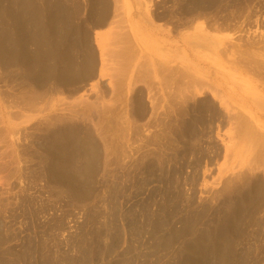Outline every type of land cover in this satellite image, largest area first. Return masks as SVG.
<instances>
[{"label": "rangeland", "instance_id": "1", "mask_svg": "<svg viewBox=\"0 0 264 264\" xmlns=\"http://www.w3.org/2000/svg\"><path fill=\"white\" fill-rule=\"evenodd\" d=\"M65 1L66 7L69 5L67 8L70 9L72 6L70 10L76 12L72 20V26L75 28V31L77 29L78 32H80L78 33L76 31L74 35L76 33L78 38V35L84 32L83 34L85 37L81 46H86L85 50L87 52L89 50L94 56L97 54V60H99L102 52L109 53L106 58L112 59L110 62L107 61L108 64L112 65H110V67H114L115 64H118L117 66L120 67L122 58H120V56L118 58L116 54L111 55V53H114L115 50L120 48V43L119 46L116 47L118 44L113 45L115 43L114 40L112 44L110 41L112 37L108 39L107 36L113 34V37H115V35H117V37H123V35L120 34L123 33L124 30L127 32L128 25L134 37L139 36L140 38L138 37V40L146 45L145 51L135 46L138 50L137 55H130L133 58L138 57L139 60L136 58L133 63L131 62L132 66L130 67H135V64H137L138 67L136 68L139 69L140 65L147 63L148 65L145 64V66H148L150 72L147 74L148 72L145 71L147 66L146 69L143 68L144 70L139 69L141 72H138V74L134 71L133 76L136 77V79L132 77V82L135 83H132L133 86L135 85L134 87L131 86L133 90L131 88L127 91L123 90V97L119 94L117 95L118 92H114L115 97L117 95L120 100L117 97L115 98L113 94L111 95V79L109 76H106L104 79H95L91 80L89 83L87 82V84H81L82 86H86L84 90H64L63 92L54 93L53 96L49 98L48 105L44 110L39 109L27 112L23 115H18L10 120L8 119L6 123L2 122L0 115V257L3 258L6 264H13L14 260L16 261L15 258H17H14L15 255L17 256L19 252H22L28 245H30L29 247H34V245H36L33 239L31 240L32 237L35 239L43 237L44 240L42 239V241L45 243L41 242L46 246L48 245V255L55 261V264H96L100 262L98 260L96 261V253L94 252L98 249L94 244H96V242L99 243L100 240L104 242H101L102 245H100V247L102 246V248H104L103 246H109L107 249L112 254V257L110 255L109 257L107 252L105 255L110 259L107 258L106 261H104L105 259L101 260V264L107 263V260L109 262L111 259L110 263L112 264H115V262L116 264H123L124 261L127 262V258H130L127 262L128 264L164 263V261L167 260H165V258L169 255L168 252L164 250H153V248L150 247L151 245L149 246V243L151 244L149 241H151L152 236H149L148 231L151 229V225L157 221L154 219L155 222L153 220L152 224V217L160 218L161 216L159 217V215H161V213L159 212L165 210L162 214H166L167 212L165 217L175 222V225L173 222H171V224L169 222V225H166V223L163 225L166 232L172 230L171 228L173 227L180 231L179 227L182 226L184 219L188 218L192 220V218H189L185 213L189 209L192 210V208H195V210H200L204 207L208 209L213 207L212 210L220 211L222 210L224 197L227 196L230 193L229 190H231L232 193L226 198H230L231 196V198L228 199L231 201L234 199V202L238 203H236L237 207L241 209L245 208L243 211L248 213L246 210L250 208L249 206L252 205L253 200L247 197H251L253 191L258 192L259 189H261V191L262 189L264 190V186H262L264 185V174L261 173V176L260 172H258L259 174L257 173L259 175L257 181L259 179L260 181H255L256 183L253 182L252 186H248L252 189L248 187L242 188L243 184L241 186V182H237L240 185H235L233 179H237L235 176H238V171L240 169L245 170L246 168L244 169L241 165L243 159L242 154L237 156L232 155L228 159L225 154L226 150L224 146L229 142V136L235 133V130H233L235 123H233L232 120L234 118V113H240L239 116L241 118L244 116V119H249L253 124L255 120L261 119L264 125V110L257 107L258 102L264 105V80L260 79V76L252 70L249 64L241 61L242 58L245 61L247 60V54L256 55L264 59V0H203L202 2L200 0V5H203L195 11L191 8H194L193 6L195 4L193 5V3L196 0H128L129 6H126L124 0H120L119 2L110 0L112 4L109 0H104L105 2L103 0ZM89 1L91 2L89 3ZM101 1L106 4H102ZM95 2L98 4H95ZM113 2H118L115 4H117L118 7L120 6V8L114 7ZM204 2L206 5L211 2L208 8ZM215 2L218 4L216 3L214 6ZM211 4L212 6H210ZM76 7L79 9L78 11ZM102 7L104 9H102ZM182 7H184L185 10L182 9ZM188 7L189 10L191 9L192 11L190 10V12H188ZM114 8H117L119 11L121 10L120 14L123 20L126 19L125 22L120 19L122 21L118 22V24L122 23L120 24L122 26H120V28L115 26L117 22L111 24V22L116 20V18H114L115 16H111L114 15L115 12H119L116 11L117 9L114 11ZM177 10L178 12L181 11L178 13ZM110 11L113 12L111 15ZM169 12H176L177 14H169ZM171 14H173V16ZM86 16H89V20L86 19ZM155 16H158L157 18L160 20L156 19ZM98 17L104 19L102 21V26H99L101 23L96 25ZM119 17L118 15V20L116 21H119ZM185 19H187L188 22L185 21ZM194 19L195 22L197 20L203 24L195 25L194 29L189 31H194L195 27L197 28L200 26L199 28L202 27L204 31L206 30L209 34L205 33L204 36L197 38V34L193 36L194 32H192V36L187 38L186 41L180 40L181 34L175 30L180 29L183 31V27L188 28L189 26L187 24H193L194 22L192 21H194ZM76 22L79 25L76 24ZM109 22L110 25L108 24ZM76 25L79 28L76 27ZM113 25L116 27L114 30ZM181 26H183V29L180 28ZM81 27L82 29H80ZM116 30L121 31V33L118 31L116 32ZM0 31L4 33L3 28H1ZM207 35H216V37L220 39V42L216 41L218 44L214 45L211 42L208 43V41H206L207 39H205ZM89 40L91 46L89 45ZM172 40L177 41L178 45L171 44ZM109 49L113 50L108 52ZM113 55L118 59H116L118 63H116ZM126 61L127 60H124V63ZM111 62H113L114 65ZM26 66L28 67H25L24 70L20 72L24 71L22 75L28 76L32 70V65L27 64ZM169 68L173 69V71L169 70ZM142 71L144 75L147 74L149 76L145 75L141 79L140 77L137 78V76L142 77ZM144 71L146 73H144ZM181 73H183V75ZM19 78L22 77L19 76ZM124 78L125 76H123V79ZM97 80L98 82H96ZM100 80L101 82H99ZM20 81L22 80L18 79L12 83L8 81V79L2 75V71H0V90L4 91L5 94L8 92H17L19 90L18 86ZM176 81L177 83L183 82V84H188L190 82L191 86L188 85L189 88H187L183 85L184 90L179 92L175 83ZM96 83L98 85L101 83V86L99 85L96 88H92V85H96ZM135 94L136 96H134ZM120 96L122 98H120ZM221 96H228L234 104L233 107L235 108L231 106L232 109L229 111L231 112L230 115H233L230 123L224 118V111L229 108V105L227 106L225 102L222 101L225 109H223L222 106L221 108L219 107V101H221L219 97ZM110 97L113 98L115 100L113 102L116 103H113V99ZM116 99L119 101L117 102ZM205 99L210 101L208 104L206 103V105L204 102V104L202 103V100ZM4 100L9 101L6 98H4ZM85 102H89L92 105L95 103L96 107L91 106L93 108H91L92 112L90 108H87L90 104ZM109 104L113 105V107L110 106L113 111L112 114H118L119 120L116 119L117 115H115L114 118H116L113 121L115 125L113 124V126H111L112 132L109 133L107 131L109 135H104L103 133L106 131L100 130L102 127L97 123L102 121L101 123L103 124L104 121L102 117L109 118L108 114H111L109 112L111 109L108 108L109 111L107 115L105 114L106 111L102 109L105 105L109 107ZM116 106L119 109L116 108ZM114 109H116V111ZM214 112H216V115ZM119 113L121 115H119ZM90 115L91 119L94 118V122L93 120L91 121ZM93 115L94 117H92ZM100 115L101 119L99 118L100 120H98L97 117H100ZM87 117L89 120H86ZM58 118L62 119L61 123L58 121ZM110 118H113V115ZM27 120L31 121L27 123ZM125 120L127 123H124ZM250 121H248L249 123L247 122L249 127L245 125L244 128L248 127L249 129L251 127ZM90 122L95 123V125H92ZM69 124L76 125L71 128L69 127L67 131L69 133L74 132L76 136H73V133L71 134L72 137H79L82 140L85 139L84 137H86L90 129L93 130V143L91 142V144L89 142L87 145L85 149L87 155H82V158L85 156L84 159L88 162H86L87 165L83 164V166H81L84 168L86 165L85 170H83L85 174L82 172L81 175L83 176L80 178L81 181L82 177H84L82 179L83 182L79 180L74 181L75 179L67 176L62 178L59 174L52 173L53 166L56 165V160L58 159V155L55 156L56 149L53 144L55 132L57 129H64V127L68 128V126H70ZM113 129H116L115 132L119 129V132L115 133ZM262 130L261 132L264 134V130ZM12 131H15L16 135L13 136ZM124 136L125 139L123 138ZM94 140L96 142H94ZM116 144L117 146L115 147ZM70 153L71 152L64 155L63 159H70L73 156ZM125 154L127 156H125ZM84 159H81V163H85ZM246 159V161H248L251 158L247 156ZM249 163L250 161L248 164ZM77 165H79V160L76 167ZM87 166H89V168ZM242 170H240V172ZM74 175H76V173ZM230 176L234 178L232 177V179ZM229 177L232 180L228 181L232 182L234 187H232L233 185L231 184L228 190L229 193L227 194V190V192L224 193L222 190L227 182L225 179H229ZM65 178L69 179L66 181ZM259 182H261L260 185L258 184ZM237 188H242V193L239 196L234 193L235 190V192H237ZM115 190H118V192L116 193ZM219 190L220 194L218 193ZM249 190L252 192L250 193ZM243 193L244 196H242ZM235 196L238 197L237 200ZM245 197L247 198L246 203L245 200H243ZM116 201H118V205ZM241 202L242 205H240ZM114 203H116V205ZM248 203L250 205H248ZM158 204L160 205L158 206ZM164 204H167L166 207ZM202 204H205L204 207H202ZM262 204L260 203L259 206L255 207L256 209L254 208L253 211L255 214L254 212L249 214L244 213L245 215L238 219V221H241L239 222L241 225L239 224L240 227H238L241 233H239L240 236L237 241L233 243L234 248L236 247V250L233 248L234 261H236L234 264H261L264 261V206L262 207ZM112 205H114L113 209H107ZM159 208L161 209L159 210ZM258 209L261 210L260 212L263 213L262 215L260 214L258 216ZM104 211L105 213H103ZM108 213L117 214V218L116 220L114 219V221L116 226L118 225L121 227L120 229L119 227H113L114 224L109 228L107 223H105L106 221L103 223V220H106L103 219V217L106 216L104 214ZM128 214L130 215V219ZM213 214L214 213H211L212 216L215 215ZM168 215L171 216L169 217ZM253 216H255L253 219L254 221L256 220L255 222L252 220ZM166 218L164 219L165 221L167 220ZM99 221L101 223H99ZM258 221L259 223H257ZM192 222L195 223V220H192L189 225L192 224ZM123 225L126 229L130 226L127 229L128 231ZM165 226H167V228ZM201 226L202 225H200V227ZM99 227L102 228L99 229ZM103 228H107L105 230L110 229V232L113 231V238L111 236L110 239V236L105 235V230L103 232ZM116 228L118 231L120 230V232H118ZM182 229L183 231H181V234L184 233V229L186 228ZM132 233L133 235H131ZM242 233L243 235H241ZM185 236L188 237V233ZM114 238H116V241ZM98 239L100 240L97 241ZM148 239L150 240L148 241ZM183 239L185 240L182 236L181 240L183 241ZM181 240L180 243L177 242L175 245L179 250L182 248ZM238 240L240 241L239 243ZM111 241L112 243L114 241V243L112 244ZM105 242L107 243L105 244ZM131 242L132 245H130ZM218 244L223 246L224 243ZM116 245H118L119 249L116 248ZM219 245L216 244L215 247ZM114 248L119 251L114 250ZM257 249L259 251H257ZM113 252L115 254H113ZM152 252L156 254H153L156 258L152 256ZM236 254L237 256L239 255L238 258H241L238 259L235 257ZM192 255L193 253L191 256ZM123 258L125 260H123ZM241 259H245L246 262ZM189 260L191 261L190 254ZM180 261L182 264L185 262L183 258L180 259ZM125 262L124 264H127ZM191 263L192 262H190V264ZM262 264H264V262Z\"/></svg>", "mask_w": 264, "mask_h": 264}, {"label": "bare ground", "instance_id": "2", "mask_svg": "<svg viewBox=\"0 0 264 264\" xmlns=\"http://www.w3.org/2000/svg\"><path fill=\"white\" fill-rule=\"evenodd\" d=\"M77 1V0H76ZM92 1V0H91ZM89 1V3L91 2ZM104 1V0H103ZM110 1V0H109ZM114 1H120V0H114ZM195 1V0H194ZM200 0H196L194 3H193V7L194 8H191L192 10H197L198 8H200V6L202 7L201 2L203 0H201V2H199ZM205 1V0H204ZM212 1V0H211ZM65 0H0V30L1 28L4 29V33H2L0 31V71H2V75L8 79V81L10 82H14L18 79H21L22 81H20L19 83V90L17 92H8L5 94L4 91L0 92V115H1V119H2V122L3 123H6L7 120L13 118V117H17L18 115H23L27 112H32L34 110H44L46 109L47 105H48V101H49V98L53 96L54 93H59V92H63L64 90H69V91H79V90H84L85 89V85L82 86L81 84H87V82L89 83L91 80H95V79H104L106 76H109L110 77V89H111V95L113 94V96L115 97L114 95V92L117 93V95H122V92L123 90H130V88L132 89L131 86H133L132 82V77L134 79H136V77L133 76V72H141L139 71V69H146V66L148 65L147 64L145 66L140 65V68H136L138 67L137 64H135V67H130L132 66V63L134 62V60L138 57H132L131 55L135 56L137 55L138 53V50L135 48V46L141 48V50L145 51V46L144 43H142L141 41L138 40V37L135 36L130 32V29L127 25V32L124 30V34L121 33V31H118L116 30V32H120L121 34L120 35H123L122 36H118L115 35V37H113V34L111 36H107V38L109 39L110 37H112L110 39V41L112 42L114 40V42H118V43H114L112 42L113 45H117L116 47L119 46V43H120V48L115 50L114 53H111L112 54H116V56L119 58H122L121 59V63L122 64L120 65V67H118L116 64V66L114 65V60L113 62H111L114 67H110L111 64H108L107 61L110 62V60L112 61V59H109V58H106L107 54L109 53H101V56L99 58V60H97L96 58V55L94 56V54L92 52H88L85 50V47L84 46H81V43H83L84 41V32L79 34L78 35V38H77V35L75 33L74 35V32H78V30L76 29L75 31V28L72 26V20L76 14V12L70 10L72 8L69 9L66 7L65 5ZM70 2V1H69ZM85 2V1H84ZM105 2V1H104ZM111 2V1H110ZM118 2H113V5L114 7H118L117 4L115 3H118ZM207 2V1H206ZM214 2V1H213ZM212 2V3H213ZM219 2V1H217ZM214 4V6L216 5V3ZM76 3V2H74ZM78 3V2H77ZM87 3V2H86ZM97 2H95L96 4ZM102 4H106V3H103L101 1ZM124 3L126 4V6L128 5L129 6V3H128V0H124ZM205 3V2H204ZM209 3V2H208ZM211 3V2H210ZM209 3V4H210ZM94 4V3H93ZM98 4V3H97ZM112 4V2H111ZM124 4V5H125ZM191 4V3H190ZM208 4V5H209ZM218 4V3H217ZM88 5V3H87ZM100 5V3H99ZM117 5V6H116ZM163 5V4H162ZM180 5V4H179ZM206 5V3H205ZM208 5L207 8H208ZM82 6V5H81ZM89 6V5H88ZM94 6V5H93ZM104 6V5H103ZM191 6V5H190ZM212 6V4L210 5ZM78 7V6H77ZM76 7V9H77ZM108 7V5H107ZM111 7V6H110ZM122 7V6H121ZM205 7V6H204ZM80 8V7H79ZM92 8V7H91ZM99 8V6H98ZM106 8V7H105ZM112 8V7H111ZM120 8V6L118 7ZM173 8V7H172ZM205 8V9H207ZM212 8V7H211ZM94 9V8H93ZM102 9H104L102 7ZM117 9V8H116ZM114 8V11L116 10ZM159 9V8H158ZM162 9V8H161ZM177 9V8H176ZM182 9H184V7H182ZM190 9V10H191ZM74 10V9H73ZM79 9H77L78 11ZM107 10V9H106ZM112 10V9H111ZM163 10V9H162ZM171 10V9H170ZM174 10V9H173ZM185 10V9H184ZM189 10V7L188 9ZM190 10L188 12H190ZM191 10V11H192ZM72 11V12H71ZM76 11V10H75ZM116 11H119L118 9ZM165 11V10H164ZM167 11V10H166ZM181 11V10H180ZM179 11V12H180ZM193 11V13H194ZM74 12V13H73ZM87 12V11H86ZM91 12V11H90ZM95 12V11H94ZM111 12V11H110ZM178 12V10H177ZM178 12V13H179ZM89 13V12H88ZM92 13V12H91ZM101 13V11H100ZM99 13V15H100ZM105 13V12H103ZM108 13V12H107ZM113 12L110 13V15L112 14ZM121 13V10L118 12V13H114V15H112L111 17L115 16L114 18L117 19V16L119 15V21H113L114 22H111V24L116 23V27L117 28H120V24H118V22H120L121 20L125 22V20H123L122 18V15L120 14ZM123 13V12H122ZM170 13H174V12H169ZM186 13V12H185ZM80 14V13H79ZM98 14V13H97ZM167 14V13H166ZM174 14H177L176 12ZM102 15V14H101ZM105 15V14H104ZM173 16V14H171ZM185 15V14H184ZM81 16V15H80ZM124 16V15H123ZM162 16V15H161ZM159 16V17H161ZM165 16V15H164ZM168 16V15H167ZM177 16V15H176ZM78 17V16H77ZM75 17V18H77ZM87 17V16H86ZM89 17V16H88ZM88 17L86 19H88ZM101 17V16H100ZM158 17V16H157ZM155 16L156 19H159ZM170 17V16H169ZM107 18V17H106ZM164 18V17H162ZM80 19V18H79ZM108 19V18H107ZM111 19V18H110ZM121 19V20H120ZM172 19V18H171ZM190 19V18H189ZM75 20V19H74ZM89 20V19H88ZM97 20V19H96ZM104 19L103 18H99L98 17V22L96 25H98V23H101V25L99 26H102V21ZM160 20V19H159ZM165 20V19H164ZM180 20V19H179ZM191 20V19H190ZM80 21V20H79ZM107 21V20H106ZM121 21V22H122ZM185 21H187V19H185ZM93 22V21H92ZM91 22V23H92ZM105 22V21H104ZM103 22V23H104ZM168 22V21H167ZM180 22V21H179ZM188 22V21H187ZM193 24L190 23L191 25L187 24L190 28L188 29L187 27H183L181 26L180 28L184 30L180 31L179 30H175V31H178L180 35V40L182 41H186L187 38H189L190 36H192V32L193 33V36H196L197 34V38L198 37H202L205 35V33H208L206 30L204 31V29L201 27H195V30L194 31H189V30H193L194 29V26L195 25H198V24H203V23H200L199 21L196 20L195 22V19ZM75 23V22H74ZM106 23V22H105ZM128 23V21H127ZM181 23V22H180ZM76 24H78L76 22ZM110 25V22L108 23ZM172 24V23H171ZM170 24V25H171ZM79 25V24H78ZM93 25V24H92ZM105 25V24H104ZM75 26V25H74ZM82 27H84L83 25H81ZM91 26V25H90ZM114 26V25H113ZM114 26L113 30L116 29V27ZM131 26V24H130ZM178 26V25H177ZM186 26V25H185ZM191 26V27H190ZM76 27H78L76 25ZM82 27L80 29H82ZM93 27V26H92ZM122 27V26H121ZM126 27V26H124ZM170 27V26H168ZM183 27V28H182ZM79 28V27H78ZM186 28V29H185ZM85 29V28H84ZM83 29V30H84ZM124 29V28H123ZM122 29V30H123ZM175 29V28H174ZM87 30V29H86ZM121 30V29H120ZM186 30V31H185ZM218 30V29H217ZM215 30V31H217ZM112 31V30H111ZM222 31V30H221ZM80 32V31H79ZM78 32V33H79ZM114 32V31H113ZM116 34V33H115ZM209 34V33H208ZM89 35V34H88ZM226 35V34H225ZM87 36V35H86ZM188 36V37H187ZM89 37V36H88ZM120 37V38H119ZM81 38V39H80ZM90 38V37H89ZM98 38H99V35H98ZM134 38H137V39H134ZM140 38V37H139ZM222 38V37H221ZM80 39V40H79ZM205 39H207L206 41L211 42L213 45L214 44H218V42H220V39L218 37H216V35H211V36H208L207 37L205 36ZM86 40V39H85ZM98 40V39H97ZM87 41V40H86ZM109 41V40H108ZM218 41V42H216ZM88 43V42H87ZM105 43V42H104ZM111 44V43H110ZM111 44V46H112ZM171 44H175V45H178L177 41L175 40H172L171 41ZM257 44V43H256ZM88 45V44H87ZM89 45L91 46V43H90V40H89ZM88 45V46H89ZM93 45V44H92ZM107 45H108V42H107ZM258 45V44H257ZM84 47V48H83ZM113 47V46H112ZM89 48V47H88ZM92 48V47H91ZM87 49V48H86ZM107 49V48H106ZM91 50V49H90ZM111 49L108 50V52H110ZM113 50V49H112ZM111 50V51H112ZM117 51V53H116ZM142 51V52H143ZM93 52L95 53L94 49H93ZM97 52V51H96ZM141 52V53H142ZM131 54V55H130ZM140 54V53H139ZM110 55V56H111ZM130 55V56H128ZM250 55V56H249ZM114 56V55H113ZM141 56H144V55H141ZM247 60L245 61L243 58L241 59L242 62H245L246 64H249L252 68V70H254L259 76H260V79L264 80V59L261 57H258L256 55H252V54H247ZM108 57V56H107ZM112 57V56H111ZM110 57V58H111ZM79 58V60H78ZM115 58V56H114ZM117 58H115L116 60ZM118 60V59H117ZM116 60V63H118ZM124 60H127L125 63H124ZM131 60V61H130ZM139 60V58H138ZM147 61V60H146ZM145 61V62H146ZM129 62V64H128ZM132 62V63H131ZM143 62V61H142ZM149 63V62H148ZM27 64H30L32 65V70L30 72V74L28 76H25V75H22L24 73V71L20 72L21 70H24L25 67H28L26 66ZM112 66V65H111ZM125 66V67H124ZM142 66V68H141ZM143 69V70H144ZM169 70L173 71V69H170ZM146 72H148L147 74H149V70H148V66H147V69L145 70ZM144 71V73H146ZM172 73V72H170ZM141 74V73H140ZM139 74V75H140ZM145 74V75H147ZM183 75V73H181ZM143 74V71H142V77L141 76H137V78L140 77L143 78V76H145ZM151 75V74H150ZM19 76H21L22 78H19ZM123 76H125V78L123 79ZM149 76V75H147ZM137 81V80H136ZM98 82V80L96 81ZM101 82V80L99 81ZM139 83V82H138ZM137 83V84H138ZM141 83V81H140ZM176 83V86H177V90H179V92H182V90H184L183 88V85H185L187 88H189V86H191V83L189 82L188 84H183V82H179L177 83V81L175 82ZM182 83V84H181ZM101 84V83H100ZM99 84V85H100ZM135 84V83H134ZM97 83L96 85H92V88H96L99 86ZM189 85V86H188ZM101 86V85H100ZM106 86V85H105ZM103 86V87H105ZM135 86V85H134ZM133 86V87H134ZM175 86V87H176ZM100 89V88H99ZM196 89V88H195ZM102 90V88H101ZM105 90V89H104ZM133 90V89H132ZM131 90V91H132ZM198 90V89H197ZM99 91V90H98ZM107 91V89H106ZM130 91V92H131ZM138 91V90H137ZM202 91V90H201ZM81 92V91H80ZM100 92V91H99ZM109 92V91H108ZM134 92V91H133ZM132 92V93H133ZM178 92V91H177ZM97 93V91H96ZM106 93V92H105ZM125 93V91H124ZM99 94V93H98ZM181 94V93H180ZM96 95V94H95ZM116 95V97H117ZM120 96V98H122ZM136 96V94L134 95ZM89 97V96H88ZM112 97V96H111ZM110 97V98H111ZM115 97V98H116ZM133 97V96H132ZM4 98L8 99L9 101H5ZM118 98V97H117ZM138 98V97H137ZM208 98V97H207ZM91 99V98H90ZM113 99V98H111ZM119 99V98H118ZM117 100V102L120 100ZM88 100V99H87ZM85 100V101H87ZM122 100V99H121ZM219 107L223 109H225L223 107V102H225V104L229 107L228 109H225L224 111V118L227 122L230 123V121L233 120V123L234 124V128L233 130H235V133L232 134V136H229V142H227V144H225V150H226V156L227 158L229 159L230 156H237L239 154H242V167H244L245 170H242L240 172V170L238 171L239 174L238 176L235 178H237L236 180L233 179L231 176V178L235 181V185L238 184L239 182H241V186L242 188H245V187H248V186H252L253 185V182H258L260 181V179L257 181V177L259 176L258 172H260V174H264V134L261 132V130L263 129L264 130V125L262 124V120L261 119H257L254 121V124L252 121H250L249 119L245 118L246 120L250 121V128L248 129V125H247V122L245 119H244V116L241 118L239 114H236L234 113V118L232 119L231 117H233V115L231 116L229 111H231L230 109H232V107L234 106L233 102L231 101V99L228 97V96H221L219 97ZM115 101L114 99L112 100V102ZM129 101V100H128ZM126 101V102H128ZM131 101V100H130ZM143 101V100H142ZM81 102V101H80ZM90 102V101H89ZM89 102H85V103H88L90 104ZM92 102V101H91ZM206 103L208 104L210 101L208 99H205V100H202V103ZM113 103H116V102H113ZM112 103V104H113ZM203 103V104H204ZM257 103V102H255ZM105 104V103H104ZM103 104V105H104ZM107 104V103H106ZM121 104V103H120ZM199 104V103H198ZM232 104V105H231ZM108 105V104H107ZM105 105L103 106L102 109H104L105 114L107 115L108 114V108L111 109V107H113V105L109 104V107ZM119 105V104H118ZM123 105V104H122ZM200 105V104H199ZM211 105V104H210ZM257 107L261 108L264 110V105L263 103L261 102H258L257 103ZM93 106H95V103L92 105L90 104V106H88L87 108H92ZM111 106V107H110ZM209 106V105H208ZM232 106V107H231ZM96 107V106H95ZM106 107V108H104ZM212 107V106H210ZM116 108H118L116 106ZM146 108V107H144ZM204 108V107H203ZM209 108V107H207ZM235 108V107H233ZM89 109V110H90ZM93 109V108H92ZM92 109H91V112H92ZM119 109V108H118ZM121 109V108H120ZM140 109V108H139ZM200 109V108H199ZM211 109V108H210ZM15 110V111H14ZM116 111V109H114ZM112 111V109H111ZM109 111L111 114H108L109 118L108 117H102L103 121V124L101 123L102 121H100V123H97L99 126H101L102 128L100 130H104L105 133H102L104 135H109L107 133V131L110 133L112 132V127L113 124L115 125V123L113 122L114 119H118V114H112L113 111L111 112ZM228 111V112H227ZM144 112V111H142ZM94 113V112H93ZM91 113V114H93ZM116 113V112H115ZM215 115H216V112H214ZM213 113V114H214ZM99 114V113H97ZM113 115V118H110L111 116ZM117 115L115 118L114 116ZM119 115H121L119 113ZM125 115V114H124ZM97 116V115H96ZM94 117V115L92 116ZM120 117V116H119ZM122 117V116H121ZM239 117V119H238ZM98 120L101 119V115L100 117H97ZM100 118V119H99ZM142 118V117H141ZM90 119H91V115H90ZM94 118L91 119V121L93 120ZM96 119V118H95ZM113 119V120H111ZM123 119V118H122ZM232 119V120H231ZM68 120V119H67ZM86 120H89V118L87 117ZM96 120V121H98ZM119 120V119H118ZM116 120V121H118ZM31 120H27L26 122L29 123ZM58 121L61 123L62 122V119L58 118ZM95 121V123H96ZM120 121H121V118H120ZM131 121V120H130ZM94 122V120H93ZM93 122H90L92 123V125H95V123ZM121 123V122H120ZM123 123V122H122ZM124 123H127L126 120ZM232 123V124H233ZM249 123V122H248ZM72 124V123H71ZM97 124H96V127H97ZM101 124V125H100ZM70 125V124H69ZM76 124H73V125H70L68 126V128L64 127V129H57V131L55 132V135H54V148L56 149V154L55 156L58 155V159L56 160V165L53 166V169H52V173L53 174H59L62 178H64V176H67V177H71L73 179H75L74 181H80V178L83 172V174H85V168H86V162L85 161L86 159L85 156L87 155L86 153V147L87 145L89 144V142L91 143L93 141V137H92V131L90 129V131L87 132L86 134V137H84L85 139L82 140L80 139L79 137H77L78 140L76 137H72L71 134L73 133H69L67 131V129H69V127H73L75 126ZM103 125V126H102ZM120 125V124H118ZM122 125V124H121ZM247 125L246 127L247 128H244V126ZM95 127V126H94ZM116 128V127H115ZM239 128V129H238ZM256 128V130H255ZM258 128V130H257ZM261 128V129H260ZM93 129V128H92ZM117 129V128H116ZM115 129V130H116ZM122 129V128H121ZM126 129V128H125ZM260 129V130H259ZM114 130V129H113ZM114 130V132H115ZM262 130V131H263ZM99 132V130H98ZM113 132V134H114ZM119 132V129L118 131ZM115 132V133H117ZM122 132V131H121ZM264 132V131H263ZM101 133V131H100ZM99 133V134H100ZM12 134L13 136L16 135V132L15 131H12ZM101 134V135H103ZM123 134V132H122ZM115 135V134H114ZM120 135V134H119ZM124 135V134H123ZM73 136H76L75 133ZM108 137V136H106ZM111 137V136H110ZM115 137V136H114ZM118 138V137H117ZM125 139V136L123 137ZM95 139V138H94ZM112 139V138H110ZM123 139V140H124ZM226 139V138H225ZM122 140V141H123ZM121 141V142H122ZM94 142H96L94 140ZM111 142V141H110ZM114 142V141H113ZM126 142V141H125ZM93 143V142H92ZM91 143V144H92ZM118 143V142H117ZM124 143V141H123ZM97 144V143H96ZM121 144V143H120ZM119 144V145H120ZM125 144V143H124ZM146 145V144H145ZM93 146V145H92ZM95 146V145H94ZM104 146V145H102ZM117 146V144L115 145V147ZM121 146V145H120ZM89 147V146H88ZM127 147V146H126ZM96 148V147H95ZM101 148V147H100ZM103 148V147H102ZM122 148V147H121ZM135 148V147H134ZM144 148V146H143ZM146 148V147H145ZM54 149V150H55ZM88 149V148H87ZM127 149V148H126ZM97 150V149H95ZM99 150V149H98ZM101 150V149H100ZM125 150V149H124ZM131 150V149H130ZM146 150V149H145ZM71 152L70 154H72L73 156L69 159H63L64 155H67V153ZM98 152V151H97ZM122 152V151H121ZM124 152V151H123ZM127 152V151H126ZM160 152V151H159ZM158 152V153H159ZM146 153V152H145ZM147 154V153H146ZM82 155H85L84 158H82L83 156ZM98 155V154H97ZM123 155V154H122ZM132 155H135V154H132ZM125 156H127L125 154ZM136 156V155H135ZM145 156V155H144ZM249 156L251 159L246 161V157ZM245 157V158H244ZM88 158V157H86ZM132 158V156H131ZM134 158V156H133ZM234 158V157H233ZM84 159L85 163H81L82 160ZM78 160H79V165H77L76 167V164L78 163ZM83 161V162H84ZM143 161V160H142ZM250 161V163L248 164V162ZM88 163V162H87ZM83 164H86L83 167ZM89 168V166H87ZM76 173V175H74ZM236 173V172H235ZM234 173V174H235ZM258 173V174H257ZM78 174V175H77ZM233 174V175H234ZM261 174V176H262ZM63 175V176H62ZM237 175V174H236ZM55 176V175H54ZM57 177V176H56ZM229 177V179H225L227 180L226 184L223 186V193L224 192H227L229 190V187L230 185L232 184V182H229L230 180H232L231 178ZM59 178V177H58ZM60 178V179H62ZM68 178V179H69ZM84 177H82L83 179ZM264 178V177H263ZM68 179L65 178V180L67 181ZM81 179V181L83 182V180ZM71 181H73L72 179H70ZM224 180V181H225ZM229 180V181H228ZM246 180V181H244ZM73 181V182H74ZM80 181V182H81ZM243 181V183H242ZM238 182V183H237ZM255 182V183H256ZM77 183V182H76ZM74 183V184H76ZM261 182H259L258 184L260 185ZM264 183V182H263ZM81 184V183H80ZM79 184V185H80ZM238 184V185H240ZM85 185V184H84ZM233 185V184H232ZM257 185V184H256ZM258 185V186H259ZM69 186V185H68ZM264 186V185H262ZM227 187V188H226ZM234 187V185L232 186ZM240 187V186H238ZM255 187V186H254ZM261 187V186H260ZM69 188V187H68ZM111 188V187H110ZM116 188V187H115ZM114 188V189H115ZM242 188H237V192L234 191V193H236L237 196H239L242 191L241 189ZM249 188V187H248ZM247 188V189H248ZM251 188V187H250ZM249 188V189H250ZM112 189V188H111ZM231 189V188H230ZM252 189V188H251ZM66 190V189H65ZM227 190V191H226ZM116 191V190H115ZM170 191V190H169ZM230 193H232L231 190H229ZM229 191L227 192V194L229 193ZM68 192V191H67ZM112 192V191H110ZM109 192V193H110ZM118 192V190L116 191V193ZM218 192V191H217ZM250 192V190H249ZM252 192V191H251ZM250 192V193H251ZM257 192V191H256ZM255 191H253L251 193V197H247V198H250L252 199L251 201L253 202L251 206H249L250 208L247 209L246 211L248 213H245V211H243L245 208L243 206L244 209H241L239 207H237L236 203L237 202H234V199L233 201L229 200L231 198L228 199L226 198L227 196L224 197L223 199V205H222V210H218V211H214L212 210L213 207L211 209H208V208H205L204 205L202 207V209L200 210H195V208H192L187 210L185 213L186 215L189 216V218H192V220H195V223L192 222V224L189 225V223L192 221L191 219L189 220L188 218L187 219H184V222L182 224L181 227H179L180 231L176 228H171L172 230H170L169 232H166V229L164 228V224L166 223V225L168 224L169 225V222L171 224V222H173L172 220H169L170 218H166L165 215L167 214H162V212L164 213L165 210H163L167 204H164L165 207L161 210L162 212H159L161 213V215H159L160 218H155V217H152V224H153V220H157L155 222L154 220V224L151 225V229H149V236H152L151 238V241H149L150 239H148L149 242H151V244L149 243V246L151 248L156 249V250H164L166 252H168V257L165 258L166 261H164V263H161V264H182V260L180 261V259L183 258V260H185V262H183V264H190V262L194 263V264H234V255H233V243L235 241H237L238 237L240 236L239 233V229L238 227L239 226V222L241 221H238V219L241 217H243V215L245 214H249V213H252L254 212V208L256 206H259V204L261 203L262 204V200H263V204H264V190L262 189H259L258 192L256 193ZM115 193V192H114ZM122 193V192H121ZM196 193V192H194ZM220 194V190L218 192ZM217 193V194H218ZM233 193V194H234ZM245 193V192H244ZM244 193L242 196H244ZM248 193V191H247ZM256 193V194H255ZM110 195V194H109ZM114 195V194H113ZM222 195V194H221ZM220 195V197H221ZM226 195V194H225ZM77 196V195H76ZM112 196V194H111ZM110 196V197H111ZM122 196V194H121ZM196 196V195H195ZM234 196V195H233ZM249 196V195H248ZM114 197V196H113ZM178 197V196H177ZM218 197V195H217ZM236 197V196H235ZM105 198V197H104ZM175 198V197H174ZM194 198V197H192ZM238 197H236L235 199L237 200ZM241 198V197H240ZM239 198V199H240ZM246 197L243 198V200H245V203H246ZM111 199V198H110ZM169 199V198H168ZM171 199V198H170ZM195 199V198H194ZM238 199V200H239ZM108 200V199H107ZM193 200V199H192ZM241 200V199H240ZM109 201V200H108ZM114 201V199H113ZM242 201V200H241ZM248 201V200H247ZM110 202V201H109ZM117 202V205H118V201ZM225 202V203H224ZM240 202V201H239ZM259 204H258V203ZM105 203V202H104ZM116 205V203H114ZM120 204V203H119ZM207 204V203H206ZM210 204V203H209ZM238 204V203H237ZM243 204H244V201H243ZM261 205L262 207L264 205ZM111 205V204H109ZM160 204H158L159 206ZM177 205V204H176ZM179 205V204H178ZM195 205V204H194ZM193 205V206H194ZM211 205V204H210ZM240 205H242V202L240 203ZM238 205V206H240ZM248 205H250L248 203ZM196 206V205H195ZM220 206V204H219ZM245 206V204H244ZM247 206V205H246ZM163 207V205H162ZM173 207V206H172ZM197 207V206H196ZM210 207V206H209ZM114 208V205H112L111 207L109 206L107 209L111 210ZM118 208V207H117ZM116 208V209H117ZM169 208V207H168ZM198 208V207H197ZM201 208V207H199ZM247 208V207H246ZM264 208V207H263ZM161 208H159L160 210ZM166 209V208H165ZM170 209V208H169ZM175 209V208H174ZM256 209V208H255ZM181 210V209H180ZM191 210V212H190ZM212 210V212H211ZM259 210V209H258ZM170 211V210H169ZM172 211V210H171ZM256 211V210H255ZM261 210L256 211L258 212V216L261 214H263L262 212H260ZM102 212V211H101ZM148 212V211H147ZM151 212V210H150ZM214 213L212 216L211 213ZM264 212V210H263ZM105 213V211L103 212ZM184 213V214H185ZM190 213V214H189ZM210 213V214H209ZM245 213V214H244ZM109 214V213H108ZM104 214L106 216L103 217V219H106V220H103V223H107V226L109 228H111L114 224L113 227H119L118 225L116 226V223L114 221V219L116 220L117 218V214ZM150 214V213H149ZM175 214V212H174ZM178 214V213H177ZM181 214V213H180ZM255 214V212H254ZM108 215V216H107ZM129 215V214H128ZM252 215V214H251ZM250 215V217H251ZM102 216V215H101ZM156 216V215H154ZM169 216V215H168ZM171 216V215H170ZM169 216V217H170ZM193 216H194V219H193ZM256 216V215H255ZM252 218V220L254 219V217ZM100 217V216H99ZM107 217V218H106ZM157 217V216H156ZM177 217V216H176ZM249 217V218H250ZM145 218V217H144ZM150 218V217H149ZM167 219L166 221L164 219ZM183 218V217H182ZM181 218V220H182ZM245 218V217H244ZM248 218V217H247ZM257 218V216H256ZM129 219H130V215H129ZM146 219V218H145ZM151 220V218H150ZM178 220V219H177ZM180 220V219H179ZM200 220V221H198ZM245 220V219H244ZM259 220V219H258ZM92 221V220H91ZM256 221V220H255ZM253 220V222H255ZM149 222V221H148ZM198 222V224H197ZM99 223H101L99 221ZM174 225H175V222H173ZM179 223V222H178ZM177 223V224H178ZM259 223V221L257 222ZM96 224V223H95ZM94 224V226H95ZM133 224V223H132ZM147 224V223H146ZM150 224H151V221H150ZM149 224V225H150ZM181 224V223H180ZM254 224V223H253ZM90 225V223H89ZM148 225V224H147ZM173 225V226H174ZM200 225H202L200 227ZM241 225V224H240ZM255 225V224H254ZM126 226V225H125ZM128 226V225H127ZM146 226V225H145ZM144 226V228H145ZM180 226V225H178ZM183 226H186V227H183ZM262 226V225H261ZM104 227V226H103ZM107 227V228H108ZM124 227V225H123ZM122 227V229H123ZM130 227V226H128ZM127 227V229H128ZM149 227V226H148ZM167 228V226H165ZM257 227V226H256ZM260 227V226H259ZM102 228V227H99V229ZM107 228H103V232L105 229ZM121 227H119L120 229ZM125 228V227H124ZM182 228H186L184 229V233L181 234V231H183ZM98 229V228H97ZM112 229H115V228H112ZM111 229V231H112ZM126 229V228H125ZM126 229V230H127ZM133 229V228H132ZM182 229V230H181ZM242 229V228H241ZM110 230V229H109ZM109 230H105V235L107 236H110V239H111V236L113 235V231L110 232ZM117 230V228H116ZM124 230V229H123ZM131 230V229H130ZM148 230V229H147ZM165 230V231H164ZM118 231V230H117ZM128 231V230H127ZM135 231V230H134ZM146 231V230H145ZM243 231V230H242ZM102 232V233H103ZM120 232V230L118 231ZM124 232V231H123ZM122 232V233H123ZM262 232V231H261ZM125 233V232H124ZM123 233V234H124ZM129 233V232H128ZM141 233V232H140ZM188 233V237H186L185 235H187ZM259 233V232H258ZM104 234V233H103ZM109 234V235H108ZM118 234V233H117ZM120 234V233H119ZM185 234V235H184ZM190 234V236H189ZM253 234V233H252ZM133 235V233L131 234ZM143 235V234H142ZM183 238H185V240L183 239V241L181 240L182 236ZM243 235V233L241 234ZM257 235V234H256ZM99 236V235H98ZM106 236V237H107ZM116 236V235H115ZM114 236V237H115ZM120 236V235H118ZM147 236V235H146ZM37 237V236H35ZM39 237V236H38ZM130 237V236H128ZM246 237V236H245ZM255 237V236H254ZM258 237V236H256ZM41 238V237H40ZM35 239V238H31V240L33 239V241L35 242L36 245H34V247H29L30 245L26 246L25 249L22 251V252H17V256L15 255V258L16 261L14 260V263L13 264H55V261L51 259V257H49L48 255V245L46 246L44 243V241H42L43 237L41 239ZM113 238V236H112ZM241 238V237H240ZM102 239V238H100ZM100 239H98L97 241H99ZM105 239V238H103ZM108 239V238H107ZM116 238H114L115 240ZM120 239V237H119ZM245 239V238H244ZM30 240V239H29ZM44 240V239H43ZM113 240V239H112ZM118 240V238H117ZM138 240V239H137ZM180 240L182 241V248L181 250H179V248L177 249L175 247V245L177 244V242L180 243ZM240 240V239H239ZM238 240V243L240 242ZM257 240V239H256ZM32 241V242H33ZM44 243H42V242ZM116 241V240H115ZM119 241V240H118ZM244 241V240H243ZM254 241V240H253ZM259 241V240H258ZM263 241V240H262ZM104 243L103 241L100 240L99 243L96 242V247L98 248L97 251H94L96 253V261H100V262H97L96 264H101V260H104L106 261L107 258H109L110 256L112 257V254L111 252L107 249L109 246H103L104 248H102V246L100 247V245H102V243ZM224 243L223 246L219 245L218 243ZM107 242H105L106 244ZM112 243V241H111ZM114 243V241H113ZM112 243V244H113ZM119 243V242H118ZM130 243V242H129ZM215 243V244H214ZM264 243V242H263ZM93 244V243H92ZM120 244V243H119ZM118 244V245H119ZM217 245V247H215ZM261 244V243H260ZM110 245V244H109ZM118 245H116L118 248ZM132 245V242L131 244ZM174 245V246H173ZM179 245V244H178ZM177 245V247H178ZM263 245V244H262ZM112 246V245H111ZM148 246V247H149ZM172 246V247H171ZM88 247V246H87ZM95 247V246H94ZM114 247V246H113ZM148 247H145V248H148ZM261 247V246H260ZM112 248V247H111ZM110 248V249H111ZM236 248V247H235ZM234 248V249H235ZM254 248V247H253ZM119 249V248H118ZM118 249H115L114 250H118ZM251 249V248H250ZM260 249V248H258ZM257 249V251H259ZM264 249V248H263ZM262 249V250H263ZM94 250V249H93ZM92 250V252H93ZM113 250V249H112ZM190 250V251H189ZM236 250V249H235ZM261 250V251H262ZM119 251V250H118ZM126 251V250H125ZM149 251V250H147ZM93 252V253H94ZM109 254H108V253ZM127 252V251H126ZM150 252V251H149ZM154 252H157V251H154ZM160 252V251H159ZM158 252V253H159ZM248 252V251H247ZM256 252V251H255ZM91 253V252H90ZM94 253V254H95ZM107 253V255H105ZM121 253V252H120ZM148 253V252H147ZM161 253V252H160ZM159 253V255H160ZM165 253V252H164ZM193 253V255L191 256V254ZM261 253V252H260ZM113 254H115L113 252ZM151 254V253H149ZM148 254V255H149ZM153 252H152V256H153ZM164 254V255H166ZM189 254H190V259L191 261L189 260ZM263 254V253H262ZM91 255V254H90ZM156 255V254H154ZM158 255V254H157ZM158 255V257H159ZM257 255V253H256ZM121 256V255H120ZM125 256V255H124ZM123 256V257H124ZM127 256V255H126ZM241 256V255H240ZM248 256V255H247ZM250 256V255H249ZM260 256V255H258ZM118 257V256H117ZM128 257V256H127ZM125 257V258H127ZM154 258H156L155 256H153ZM163 257V256H161ZM193 257V258H192ZM235 257H239V255L237 256V254L235 255ZM264 257V255H263ZM121 258V257H120ZM119 258V259H120ZM134 258V257H133ZM236 258V259H237ZM241 258V257H240ZM238 258V259H240ZM244 258V256H243ZM246 258V257H245ZM250 258V257H249ZM257 258V256H256ZM262 258V257H261ZM260 258V259H261ZM110 259V258H109ZM128 260L130 258H127ZM200 259V260H199ZM258 259V258H257ZM263 259V258H262ZM112 260V259H111ZM110 260V261H111ZM123 260H125L123 258ZM127 260V262H128ZM146 260V259H145ZM144 260V261H145ZM150 260V259H149ZM157 260V259H156ZM204 260V261H203ZM242 260V259H241ZM240 260V261H241ZM245 261V259H243ZM242 260V261H243ZM249 260V259H248ZM103 261V262H104ZM110 261L108 262L107 260V263L105 262L104 264H112L110 263ZM118 261V260H117ZM121 261V260H120ZM153 261V260H152ZM206 261V262H205ZM256 261V259H255ZM95 262V261H94ZM123 262V261H122ZM125 262V261H124ZM123 262V264H124ZM125 262V263H127ZM146 262V261H145ZM246 262V261H245ZM248 262V261H247ZM262 262V261H261ZM264 262V261H263ZM262 262V263H263ZM114 263V261H113ZM121 263V262H119ZM130 263V261H129ZM132 263V262H131ZM153 263V262H152ZM191 263V264H192ZM240 263V262H239ZM254 263V262H253ZM257 263H258V260H257ZM261 263V264H262ZM0 264H6L5 261L3 260L2 257H0ZM116 264V262H115ZM122 264V263H121ZM128 264V263H127ZM143 264V263H142ZM146 264V263H145ZM160 264V263H159ZM236 264V263H235ZM242 264V263H240Z\"/></svg>", "mask_w": 264, "mask_h": 264}]
</instances>
